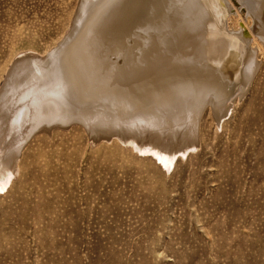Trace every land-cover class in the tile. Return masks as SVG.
<instances>
[{"label": "rangeland", "instance_id": "374dc122", "mask_svg": "<svg viewBox=\"0 0 264 264\" xmlns=\"http://www.w3.org/2000/svg\"><path fill=\"white\" fill-rule=\"evenodd\" d=\"M80 1L0 0V88L15 58L66 37ZM261 46L246 92L221 116L207 106L166 165L80 125L34 132L0 187V264H264Z\"/></svg>", "mask_w": 264, "mask_h": 264}, {"label": "bare ground", "instance_id": "6f19581e", "mask_svg": "<svg viewBox=\"0 0 264 264\" xmlns=\"http://www.w3.org/2000/svg\"><path fill=\"white\" fill-rule=\"evenodd\" d=\"M261 44L264 0H81L66 37L19 55L3 81L0 187L30 136L54 126L170 163L199 140L207 106L221 116L246 92Z\"/></svg>", "mask_w": 264, "mask_h": 264}]
</instances>
